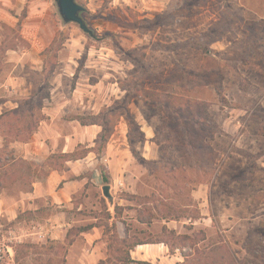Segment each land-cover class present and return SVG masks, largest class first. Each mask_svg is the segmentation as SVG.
<instances>
[{"label":"rangeland","instance_id":"obj_1","mask_svg":"<svg viewBox=\"0 0 264 264\" xmlns=\"http://www.w3.org/2000/svg\"><path fill=\"white\" fill-rule=\"evenodd\" d=\"M76 1L93 35L64 23L55 0H0V80L17 76L36 114L49 93L70 99L59 127L81 135L77 155L102 131L93 123L111 131L109 160L96 156L108 181H87L67 206L25 207L21 192L51 165L5 166L0 245L15 264H117L115 224L119 239L149 243L132 258L170 251L162 240L180 263L182 252L214 264L209 250L227 243L238 264H264V0Z\"/></svg>","mask_w":264,"mask_h":264},{"label":"crops","instance_id":"obj_2","mask_svg":"<svg viewBox=\"0 0 264 264\" xmlns=\"http://www.w3.org/2000/svg\"><path fill=\"white\" fill-rule=\"evenodd\" d=\"M36 50H38L36 45H32L31 48L26 50V54L37 53ZM6 53L8 57H10L7 62H14L13 69H16L18 65H16L15 62H17V60L20 61L18 51L16 49H8ZM4 88L5 90H3ZM0 90L7 91V94L4 93L0 97V116L6 112L14 111L19 108V99H14L13 96H17L18 98V96H20L19 93L27 99L32 96L24 92L28 91V87L24 90L21 89L18 77L12 74H8L5 78L3 77V79L0 80ZM58 97V95H53L52 93L51 97L47 99V101H49V106L47 107L44 105L42 109V113L46 116V119L40 123L37 131L33 134L29 142H14L10 144L9 149L13 152L16 160H22L42 167L47 165L49 157L56 154H73L76 152L79 144H84V141L80 138L81 135L79 136L69 131L64 134L61 132L62 130L59 127V122L62 120L60 114H65L69 110V104L72 103H70V99L68 98H63L64 101L61 102V100H58ZM100 132L99 130L94 132L91 131L93 136L92 142H94L93 147L89 145L86 146V149L90 150L96 146L98 134ZM61 139L62 141H60ZM85 142H87L86 139ZM3 147L4 140L0 138V150H2ZM110 148V145L107 146L105 152L102 153L105 154L104 156H106L108 160ZM91 155H94L97 159V154L90 150L83 158L64 162L63 167L60 169L49 166L50 171L48 174L44 175L42 178L37 176L36 180L31 183V188L21 192V198H24L23 203L25 207L26 205L32 206L28 200H33L34 205L37 200L41 199H50L52 204L60 207L67 206L73 201V197L84 187L87 181L95 183H99L102 180L104 181L103 172L98 163L100 160H92ZM106 166L107 165H105V167ZM105 172L104 174L107 176V171L105 170ZM70 174L77 178H70ZM0 189V195H2V191L7 190L6 187ZM3 203L4 200L0 198V207ZM8 208V204L6 207L2 205L0 213L7 212ZM143 246L144 245L138 246L137 248ZM180 256L182 257V255ZM132 259L150 263H155V260L158 264H178L181 262L179 256L172 254L167 247L161 255L148 256L146 254H141Z\"/></svg>","mask_w":264,"mask_h":264},{"label":"trees","instance_id":"obj_3","mask_svg":"<svg viewBox=\"0 0 264 264\" xmlns=\"http://www.w3.org/2000/svg\"><path fill=\"white\" fill-rule=\"evenodd\" d=\"M50 98V93L44 97L41 98L38 107V113H35V108L32 105V96L31 98H28V100L26 101V105H27V113L24 114L23 119H19V114H20V105L19 108L14 110V111H9L4 113L3 115L0 116V130L3 131L4 134V147L2 150H0V154L2 153V151H8L10 144L14 143V142H29L31 140V138L33 137V134L37 131L40 123L45 120V115L42 113V109H43V102L47 99ZM6 123H3L5 119L10 118ZM23 122L22 126H19V124ZM11 123V125H9ZM82 125H86L84 123L81 122ZM93 125H99L102 127V131L98 134V140H97V144L98 142H100V147L97 151H95V149H90L92 151H94L98 156L100 155V153H103L104 150L107 147V143L108 140L111 136V131H109L106 127L97 124V123H93ZM7 127V129H6ZM90 150L86 149L85 153L82 155H77V150L75 153L73 154H60V155H53L51 157H49L48 161H49V165L54 167V161L56 162V159H64V161H70V160H78L80 158H83V156H85ZM8 154V153H7ZM6 154V155H7ZM17 160L15 159L14 155L12 152L9 153V156L7 155L6 159H4L2 156L0 155V171L5 167L8 166L9 164L15 166L16 165ZM22 163L27 164L28 162L22 161ZM64 165V164H63ZM55 168L56 165H55ZM62 168L59 167L58 169ZM103 178L105 181H108V178L106 177V175L103 172ZM5 187V184L2 180H0V188ZM1 190V189H0ZM21 216V215H20ZM20 216L18 217V219L20 218ZM110 232H112L111 236L113 238V240H115L116 242L120 241L126 251H125V256L119 257L116 259V261L118 262L117 264H152L150 262L147 261H137L132 259L131 257V252L135 250V248H137L138 246H142V245H146L149 243H145V242H141V241H134L132 242V238H127L124 240L119 239L114 233L117 232L115 224L111 225V229ZM175 240L179 241V244H182V242L189 240V237L187 236H183V235H175L174 232L171 233ZM157 243L159 244H165L166 246L169 247L170 252L172 254H174V245H170L168 242L166 241H157ZM154 244V243H152ZM195 245H193V248ZM179 249V248H176ZM195 254L200 255V254H207L208 252L205 251H201L199 249H195ZM209 251H211L212 255H217L213 257V263L214 264H223V262H227L225 260V256H228V261L230 260V262H227L226 264H238V260L236 259V257L234 256L231 248L226 244H221L219 246V251L216 252L215 250L210 249ZM222 253L224 255H222ZM219 254V255H218ZM182 257L184 258V262L183 263H178V264H188V260L191 257V255H185L184 253L181 252ZM116 258V257H115ZM201 260H199L200 263ZM191 262V261H190ZM110 263V262H109ZM99 264H106L105 261H100ZM110 264H114V262L112 261Z\"/></svg>","mask_w":264,"mask_h":264},{"label":"water","instance_id":"obj_4","mask_svg":"<svg viewBox=\"0 0 264 264\" xmlns=\"http://www.w3.org/2000/svg\"><path fill=\"white\" fill-rule=\"evenodd\" d=\"M60 16L64 23L78 24L81 30L89 35H93V32L89 29L87 23L82 17V13L85 8L79 4L76 0H55ZM104 193L108 194V187L104 188Z\"/></svg>","mask_w":264,"mask_h":264},{"label":"built area","instance_id":"obj_5","mask_svg":"<svg viewBox=\"0 0 264 264\" xmlns=\"http://www.w3.org/2000/svg\"><path fill=\"white\" fill-rule=\"evenodd\" d=\"M0 264H15L12 247H3L0 245Z\"/></svg>","mask_w":264,"mask_h":264}]
</instances>
